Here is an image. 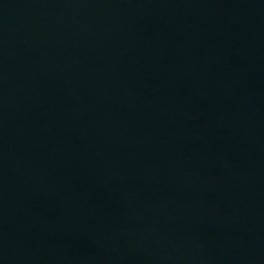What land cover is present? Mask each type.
<instances>
[{"label":"water","instance_id":"water-1","mask_svg":"<svg viewBox=\"0 0 264 264\" xmlns=\"http://www.w3.org/2000/svg\"><path fill=\"white\" fill-rule=\"evenodd\" d=\"M0 264H264V0H0Z\"/></svg>","mask_w":264,"mask_h":264}]
</instances>
